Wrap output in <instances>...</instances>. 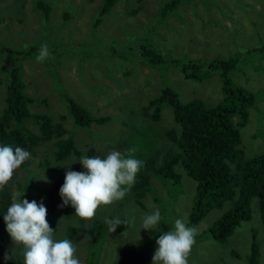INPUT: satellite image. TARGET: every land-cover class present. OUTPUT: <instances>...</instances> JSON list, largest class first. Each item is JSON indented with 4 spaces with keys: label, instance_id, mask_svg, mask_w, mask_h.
Wrapping results in <instances>:
<instances>
[{
    "label": "rangeland",
    "instance_id": "374dc122",
    "mask_svg": "<svg viewBox=\"0 0 264 264\" xmlns=\"http://www.w3.org/2000/svg\"><path fill=\"white\" fill-rule=\"evenodd\" d=\"M40 1L49 7L46 18L36 8L38 0H0V47L11 49L0 52V113L5 106L8 72L15 66L25 93L32 98L28 111L59 122L80 156L72 154L57 161L54 139L39 143L28 151L25 166L14 170L5 187L10 204L15 193L24 192L21 200L45 205L51 180L57 179L67 165L86 171L78 161L83 156L105 158L119 151L126 158L128 151L135 149L143 156L137 175L145 169L148 157L157 165L163 157L177 158L175 181L148 175L149 189L144 195L136 198L131 187L123 199L98 207L92 219L103 226L95 227V232L102 231L95 245L88 234L92 219L80 223L76 215L67 218L61 203L53 212L47 211L53 239L71 240L80 264H90L91 258V264H117V247L133 251L136 264H152L157 246L151 231H158L161 225L167 227L164 232L173 230L176 219L189 226L195 182L180 166V150L165 135L169 129L179 133L171 107L161 105L159 118L154 120L150 116L153 107L147 102L169 88L180 103L195 99L204 108L215 106L223 99L219 73L209 70L200 80L185 78L180 66L198 63L196 71L202 74L208 61L231 59V85L251 93L254 100L245 125L238 127L237 147L244 160L264 153V0H180L165 17L160 11L168 0H114L95 25L102 0ZM45 42L51 56L37 62L38 49ZM145 50L158 53L160 62L151 63L142 55ZM61 92L91 115L108 119L101 124L75 126ZM237 120L232 117L234 125ZM23 124L36 132L30 120L19 123ZM8 207L0 211V264H23L22 246H15L6 231L3 216ZM157 208L161 221L153 228L141 229L143 217ZM228 208L225 201L189 226L197 229V235L188 264H249L255 240L256 264H264V228L256 197L249 202V219L241 221L224 241L213 239L207 232ZM106 218H134V222L121 223L110 232ZM68 228L72 229L71 236ZM6 255L12 258L5 260Z\"/></svg>",
    "mask_w": 264,
    "mask_h": 264
},
{
    "label": "trees",
    "instance_id": "16d2710c",
    "mask_svg": "<svg viewBox=\"0 0 264 264\" xmlns=\"http://www.w3.org/2000/svg\"><path fill=\"white\" fill-rule=\"evenodd\" d=\"M113 2L114 0H102L94 25L99 22L100 17ZM180 2V0L166 1L161 8L160 16L165 17L166 13ZM36 8L43 13L44 18L47 17L49 11L47 5L38 0ZM0 52H11V49L0 47ZM142 55L153 64H158L161 60L158 53L149 50H145ZM233 66L234 61L231 59H212L207 62V71L202 74L196 71V68H199L198 63L187 62L180 66L185 78L200 80L207 76L209 70H216L219 73L223 99L213 107L204 108L195 99L180 103L176 94L169 88H163L155 98L147 102L148 107H153L150 116L154 120L159 118L160 106L169 105L173 121L179 128L178 135L173 133L172 129L165 131V135L180 150V166L195 182V196L187 224L195 225L209 209L221 207L225 201L229 202V208L207 229L209 235L219 242L229 237L241 221L249 219L251 197L257 198L264 228V153L244 160L241 150L237 147L240 143L238 127L245 125L248 109L253 106L254 100L251 93H245L240 87L231 85L228 73ZM24 90L25 84L20 79L18 68L12 66L5 87V106L0 113V146L11 145L13 148L21 147L26 151H32L39 143L54 139L55 160H64L72 154L80 156V150L74 145L72 137L59 122L52 123L47 116L28 111L27 104L32 102V98ZM60 95L67 103L68 113L75 126L86 127L92 122L101 124L108 119L105 116L91 115L65 93L61 92ZM234 116L238 118L236 125L232 122ZM25 120L31 121L36 132L27 124L19 125ZM89 149L87 155L91 153ZM132 155L136 159L143 158L139 151ZM177 160V158L163 157L161 163L157 165L151 157L145 159V169L137 175L136 183L132 186L136 191L133 192L136 198L148 192V175L175 181L178 177L173 167L177 164ZM24 164L26 162L21 167H24ZM231 164L233 167H230ZM66 171L83 172L74 164H69L57 179L51 180L45 192V207L49 213L53 212L59 203L62 204L59 189L64 183ZM5 187L0 190V211L10 205L9 193ZM63 214L70 218L75 215V210L70 205L64 206ZM83 220L78 217L80 223ZM102 226L103 223L97 219L91 220L88 234L94 245L102 234L101 230L95 232V227ZM164 230H167V227L161 225L158 231H151V234L158 239ZM68 231L71 236L72 229L68 228ZM256 246V240L252 241L249 264H256L258 254ZM117 249L119 251L117 264H136L138 259L133 251L123 248L119 250L118 247Z\"/></svg>",
    "mask_w": 264,
    "mask_h": 264
},
{
    "label": "clouds",
    "instance_id": "9594fccd",
    "mask_svg": "<svg viewBox=\"0 0 264 264\" xmlns=\"http://www.w3.org/2000/svg\"><path fill=\"white\" fill-rule=\"evenodd\" d=\"M51 53L47 43H42L36 56L37 62H44ZM130 149L125 158L119 151L110 152L105 158L83 156L78 161L86 170L83 172L66 171L63 185L59 189L62 204L71 206L75 215L91 220L100 205H109L125 197L136 183L137 173L143 161L132 155ZM30 153L21 147L0 146V190L11 180L14 170L18 169ZM24 192H17L7 208L3 219L6 231L15 246H22L20 255L23 264H80L74 256L76 248L71 240L53 239V229L46 219L47 208L41 201L21 200ZM161 221L157 208L143 217L141 229L148 230ZM134 222L120 218L105 219L109 231L114 232L121 223ZM197 235L195 227H189L183 219H176L173 230L159 235L152 264H188V256ZM12 257L6 255L5 260Z\"/></svg>",
    "mask_w": 264,
    "mask_h": 264
}]
</instances>
